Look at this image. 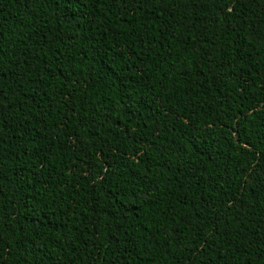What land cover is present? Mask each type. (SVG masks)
Masks as SVG:
<instances>
[{
  "label": "trees",
  "instance_id": "trees-1",
  "mask_svg": "<svg viewBox=\"0 0 264 264\" xmlns=\"http://www.w3.org/2000/svg\"><path fill=\"white\" fill-rule=\"evenodd\" d=\"M0 264H264V0H0Z\"/></svg>",
  "mask_w": 264,
  "mask_h": 264
},
{
  "label": "snow or ice",
  "instance_id": "snow-or-ice-1",
  "mask_svg": "<svg viewBox=\"0 0 264 264\" xmlns=\"http://www.w3.org/2000/svg\"><path fill=\"white\" fill-rule=\"evenodd\" d=\"M0 63H2V62H0ZM4 75H6V73L4 72L3 68L0 67V76H4Z\"/></svg>",
  "mask_w": 264,
  "mask_h": 264
}]
</instances>
